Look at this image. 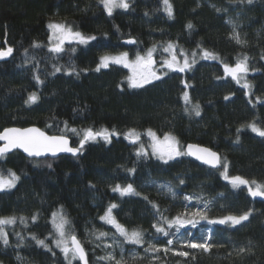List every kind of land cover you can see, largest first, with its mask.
Listing matches in <instances>:
<instances>
[{
	"label": "trees",
	"instance_id": "trees-1",
	"mask_svg": "<svg viewBox=\"0 0 264 264\" xmlns=\"http://www.w3.org/2000/svg\"><path fill=\"white\" fill-rule=\"evenodd\" d=\"M169 2L171 18L162 0H129L127 11L118 8L111 16L99 0H0V49H14L12 56L0 60V132L10 127H37L48 135L66 136L72 147H79L89 128L119 133L110 143L87 142L75 158L36 161L15 152L0 159V172L11 170L20 177L13 189L0 193V217H25L27 224L17 219L14 226H5L9 245L0 242V264H67L50 236L52 215L60 212L71 221L88 264H108L97 258L114 252L119 259L121 249L124 264H264V197H251L243 185L233 188L221 175L223 163H227L229 176L264 184V137L248 127L255 122L264 129V0L251 4L247 0ZM53 22L96 39L87 44L67 43L63 53L53 54L48 51V25ZM188 23L193 25L191 30ZM233 25L245 44L230 38ZM128 40L136 43L124 45ZM168 42L178 46L177 52L183 49L190 59L192 52L197 53L190 69L165 70L167 75L161 80L138 89L128 87L130 74L122 66L110 64L95 71L103 56L127 52L133 60L154 46V59L160 65L168 56L161 46ZM202 50L215 53L218 59H202ZM244 55L248 56L245 78L250 90L224 72L225 63L235 66ZM69 65L75 68L72 75L66 74ZM54 66L61 67V72L53 74ZM36 75L42 84L34 79ZM185 92L189 104L183 99ZM32 93L39 99L28 105L25 101ZM195 104L200 116L191 111ZM65 122L77 133L66 130ZM130 129L141 134L140 143L146 150L145 133L151 129L161 139L166 134L174 136L183 150L195 144L218 153L221 166L209 170L186 155L168 163L150 153L138 158L139 143L125 139ZM133 168L134 172L129 171ZM117 184H132L139 195L122 197L112 191ZM161 184H170L176 198L161 190ZM184 196L194 199L188 202ZM112 203L118 205L113 215L120 224L129 231L143 232L142 246L124 243L112 226L99 219ZM153 203L169 218L203 209L205 203L210 219L247 211L252 215L235 227L201 221L196 228L189 225L175 237H164L152 227L159 219ZM99 231L108 236L95 240L92 233ZM33 235L45 239L52 251L38 246ZM207 235L212 237L210 243L220 246L207 253L181 247L185 241H200ZM169 238L174 239L172 249L189 255L165 253ZM114 239L120 241L119 246L103 247ZM149 244L161 251L145 252ZM240 247L249 251L241 254ZM73 264L80 263L75 260Z\"/></svg>",
	"mask_w": 264,
	"mask_h": 264
},
{
	"label": "snow or ice",
	"instance_id": "snow-or-ice-1",
	"mask_svg": "<svg viewBox=\"0 0 264 264\" xmlns=\"http://www.w3.org/2000/svg\"><path fill=\"white\" fill-rule=\"evenodd\" d=\"M99 2L103 5V8L109 16L112 15L114 9L116 8L127 11L130 7L129 0H99ZM240 2H243V0H240ZM247 3L251 4L252 0H247ZM162 4L164 6V11L171 18L173 15V10L169 0H162ZM217 11L221 10L217 9ZM228 23L232 22L228 21ZM186 27L187 29L191 30L193 25L188 23ZM48 28L52 30L50 43L53 37L56 40L55 45L50 46L48 51L57 55L65 51L63 45L66 41L68 43L77 42L79 44H87L90 40L96 39L95 36H85L79 31H73L70 26L65 24L50 23ZM230 38L235 40L238 45H243L246 43V41L241 40L239 33L236 32L235 25H233V34ZM127 43L134 44L136 41L128 40ZM33 47L38 48L41 47V45L34 44ZM161 47L162 51L168 54V56L163 58L161 61L162 69H167L168 71L172 72H184L190 69L192 64L195 63V57L197 55L196 52L191 53L190 59L189 55L184 52L183 49H180L179 54H177L178 46L172 42H168L166 46ZM13 51L14 49L12 47L0 49V60H4L12 56ZM71 51L74 52L75 48H72ZM156 51L157 46H154L153 48L149 49L145 55H140L138 53L134 61H129L127 52L115 57L106 55L101 58L100 63L95 71L99 72L101 68H108L110 64L123 65L125 68H129L132 73L128 77V87L133 89L143 88L146 84H150L154 80H161L164 75H167V72H159V70L155 67L156 60L154 59V53ZM27 55L28 53L26 51L25 56L27 57ZM181 57L183 58L182 61L180 59ZM201 58L205 60H217L218 56L208 50H202ZM261 58L264 59V56ZM61 70V67L54 66L53 74L61 72ZM73 72H75V68L69 65V70L66 74L72 75ZM224 72L226 76H230L232 80L236 81L237 84H240L241 87L249 90L251 89V85L245 78L249 72L247 55H244L242 58H238L235 66H230L225 63ZM34 79L38 84L43 83L39 75L34 76ZM242 81L243 83H241ZM187 86L188 85H185V87ZM248 94L251 95V92L249 91ZM38 99L39 97L37 94L32 93L28 96L25 103L28 105L35 104ZM183 99L185 104L190 103L187 92L184 93ZM225 99H228V97H225ZM185 110L188 111L189 109L186 108ZM191 111H193L196 116H200V107L198 104L192 105ZM248 127L256 135L264 137V129L259 127L255 122L250 123ZM65 129L73 133H77L75 128L69 129L66 122ZM145 134L150 138L151 141L149 145L151 148V155L163 161L164 163H168V161L176 159L177 157L188 155L194 156L197 160H200L203 164L209 165L212 168H218L221 166V158L217 153L211 151L210 149L201 148L199 146L190 144L187 146V150H183L179 141L174 136L166 134L163 139H161L151 129L146 130ZM118 135L119 133H117L114 129L110 131L107 128H103L99 131H93L91 128H89L84 130L83 138L79 142V147H71L69 145L68 138L64 135H48L37 127H10L0 132V141H3L2 146H0V159L5 158L6 154L13 151L14 149H22L28 157L34 158H39L49 154L52 156H57L59 153H70L72 156H77L81 153V150L88 141H95L97 138H100L105 142L110 143L111 137ZM125 139H127L132 144L139 143V148L135 153L138 158L149 156L144 144L140 143L141 134L135 129H130L125 134ZM237 142H239V137H237ZM48 166L51 167L50 164ZM129 171L134 172L135 169L133 168ZM221 175L229 184H231L233 188H239L243 185L247 187L248 194L251 197H264V184L255 180L249 181L239 175L229 176L227 163H223V171L221 172ZM19 179L20 177L11 170H9L7 174L0 172V191L14 188ZM183 182L184 181L181 179L180 183L182 184ZM159 187L161 190H166L168 193H170L174 199L176 198L177 194L170 184H161ZM112 191L119 193L122 197L129 195H139V193H137L133 188L132 184H128L126 187H121L119 184H117L115 187H113ZM193 199L194 197L192 196H184L185 201L191 202ZM117 206L118 205L115 203L110 204L105 210L104 215L100 216L99 219L103 223L112 226V228L116 230V233H118L119 236L123 238L124 243L142 246L144 244L143 232L140 230L129 231L122 224H120L113 215V209H115ZM153 208L156 209V215L159 217V219L157 223L153 224L152 227L155 229L157 234H160L164 237H175L181 229L186 228L189 225L192 228H196L201 221H206L208 224L212 225L227 224L235 227L236 225H240L244 221H247L252 215L251 211H247L242 215H227L222 218L210 219L207 215L208 203L203 205V209L198 208L195 211L181 213L173 218L164 216L160 211L159 206L154 203ZM17 219H19L20 223L27 226L25 217H0V242H2L5 246L9 245V234L6 231L5 226H14L17 223ZM36 219L37 217L35 215L31 217L33 223L36 221ZM51 224L53 232L50 234V236L55 247L58 248L64 255L67 264H73V261L75 260H79L80 264H88L87 253L83 247V244L76 236L74 231H72L70 228L71 221L62 212L53 213ZM173 229L175 230L174 232L172 231ZM17 235L19 239H23V237H20L19 234ZM92 235L94 236L95 240L101 241L108 236V233L99 231L93 232ZM31 239L35 240L38 246L43 247L47 251H52V248L45 239H39L35 235H33ZM211 239V235L203 237L200 241H196L195 238H193L192 240L183 242L181 247L202 250L203 252L207 253L210 252L213 247L220 246L210 243L209 241ZM119 244L120 241L114 239L111 243H104L103 247L113 248L114 246H119ZM166 244L169 247H165L163 249L165 253L171 250L177 256L187 257L189 255V253L186 251H178L171 248V246L174 244L173 238L167 239ZM160 251L161 249L156 247L154 244H149V246L145 248V252L147 253H157ZM238 251L242 254L245 251H249V249L240 247ZM53 254L55 255V253ZM17 258L20 259V257ZM153 258L155 259L157 257ZM97 259L106 261L108 264H124L123 249H121L119 259H117L114 252H108L105 256L98 257Z\"/></svg>",
	"mask_w": 264,
	"mask_h": 264
},
{
	"label": "water",
	"instance_id": "water-1",
	"mask_svg": "<svg viewBox=\"0 0 264 264\" xmlns=\"http://www.w3.org/2000/svg\"><path fill=\"white\" fill-rule=\"evenodd\" d=\"M123 44H124V45H127V46H133V44H129V43H127V41H124ZM155 67H156V65H155ZM68 140H69V139H68ZM2 144H3V141H0V146H2ZM69 145L71 146V142H70V140H69ZM189 145H190V144H189ZM191 145H195V144H191ZM187 146H188V145H187ZM187 146H186L185 150H187ZM196 146H199V145H196ZM71 147H72V146H71ZM199 147H201V148H206V147H203V146H199ZM207 149H208V148H207ZM15 152L21 154L24 158H26V159H28V160H37V161L46 160V159H49V160H56V159H59V158H61V157L75 158V157H77V156L79 155V154H78L77 156H72L70 153H59L57 156H52V155L49 154V155H46V156H41V157H39V158H34V157H28L27 154L24 153L22 149H14L13 151L7 153L6 156H9V155H11V154H13V153H15ZM215 153H216V152H215ZM217 154H218V153H217ZM186 156H187V158H189L190 160L194 161L195 163H197V164L201 165L202 167H205V168H207V169H209V170H217V169H219V167H218V168H212V167L209 166V165L203 164L200 160H197L194 156H188V155H186ZM218 156H219V154H218ZM219 157H220V156H219ZM78 261H79V260H78ZM79 263H80V261H79Z\"/></svg>",
	"mask_w": 264,
	"mask_h": 264
},
{
	"label": "rangeland",
	"instance_id": "rangeland-1",
	"mask_svg": "<svg viewBox=\"0 0 264 264\" xmlns=\"http://www.w3.org/2000/svg\"><path fill=\"white\" fill-rule=\"evenodd\" d=\"M116 9H118V8H116ZM116 9H114V10H116ZM53 23H57V22H53ZM61 24V23H60ZM50 32H51V37H52V30L50 29ZM55 43H56V40H55V38L53 37L52 38V40H51V46H54L55 45ZM68 42L66 41L65 43H64V45L65 44H67ZM72 43H77V42H72ZM177 54H179V52H177ZM121 55V54H120ZM145 55V54H144ZM116 56H119V55H116ZM113 57H115V56H113ZM181 59V61H182V57L180 58ZM135 59H133V60H129V61H134ZM115 65H119V64H115ZM119 66H122V67H124L123 65H119ZM125 68V67H124ZM126 70H128L129 71V74L131 75L132 73H131V70L129 69V68H125ZM156 69H158L159 70V72H164L165 70H167V69H162L161 68V64L160 65H156ZM155 81H157V80H154L153 82H155ZM145 138L147 139L146 141H147V144H148V149H147V151H148V153H150L151 154V148H150V143H151V141H150V138L145 134ZM96 140H102V141H104L103 139H100V138H97ZM95 140V141H96ZM88 142H91V140L90 141H88ZM13 189V188H12ZM9 190H11V189H5V190H3V191H0V193L1 192H6V191H9ZM189 227V226H188ZM187 228V227H186Z\"/></svg>",
	"mask_w": 264,
	"mask_h": 264
},
{
	"label": "bare ground",
	"instance_id": "bare-ground-1",
	"mask_svg": "<svg viewBox=\"0 0 264 264\" xmlns=\"http://www.w3.org/2000/svg\"><path fill=\"white\" fill-rule=\"evenodd\" d=\"M37 161V160H36Z\"/></svg>",
	"mask_w": 264,
	"mask_h": 264
}]
</instances>
